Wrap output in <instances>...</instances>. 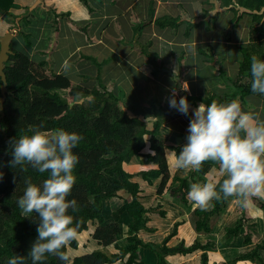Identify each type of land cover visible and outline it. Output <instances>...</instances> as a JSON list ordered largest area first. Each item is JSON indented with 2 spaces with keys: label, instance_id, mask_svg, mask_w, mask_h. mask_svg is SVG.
Returning a JSON list of instances; mask_svg holds the SVG:
<instances>
[{
  "label": "crops",
  "instance_id": "0c3cea01",
  "mask_svg": "<svg viewBox=\"0 0 264 264\" xmlns=\"http://www.w3.org/2000/svg\"><path fill=\"white\" fill-rule=\"evenodd\" d=\"M13 11L18 15L17 21L20 19V24L25 27L21 31L30 34L31 43L26 41L27 47L21 49L23 52L30 56L32 49L48 55L52 48L53 65H58L60 70L66 71L64 65L67 63L70 70L79 71L88 81L95 82V86L100 76L107 89L113 91L133 113L149 118V128L159 119L160 138L169 147L167 159L172 179L162 196L154 193L150 197L141 184L147 194L141 201L148 208L155 207V202L161 203L158 210L164 211L166 218H156L152 223V215H149L148 228L153 232L143 231L140 237L148 240H159L160 236L166 238L174 226L180 224L177 235L170 242L172 246L180 240L187 245L194 241L210 244L207 251L210 264H233L231 261L255 251L264 242V199L253 198L245 208L233 198L225 213L212 220V232L199 234L194 215L199 209L189 200L186 204L180 197L171 195V190L179 187L180 183L174 180L177 178L190 177V186L193 180L204 183L207 179H222L219 167L211 162H206L199 172L177 170L171 164L172 151L179 153L187 143L193 110L201 103L226 104L235 100L244 112L264 121V107L258 109L260 100L264 103L263 99L252 95L244 101L241 97H231L232 82L239 77L244 60L242 47L251 40L252 15H244L238 27L225 33V29L231 28L236 13L222 7L219 0H18ZM165 16L181 18L179 27L157 25L155 21ZM189 22L198 25L187 35ZM5 26L4 22L0 24V28H7ZM217 32L221 39L216 38ZM50 33L56 35L54 47ZM18 39L15 34L13 47ZM20 41V45H24L25 42ZM175 75L181 77V86ZM67 76L73 80L71 74ZM173 92L177 99L187 97L189 101H197L190 106L187 115L169 107L168 98ZM158 93L162 105L156 110V119L151 101ZM153 168L141 162L125 165L130 174ZM211 208L212 205L207 211ZM243 216L246 222L241 233L236 238L227 239L226 229L235 226ZM182 226H186L185 231H180ZM127 232L128 227L121 246L126 242ZM202 254L169 257L167 264H201ZM260 255L261 261L245 260L235 264H264V250ZM141 256L142 264H156L151 251L145 249ZM212 258L216 263L210 262Z\"/></svg>",
  "mask_w": 264,
  "mask_h": 264
},
{
  "label": "trees",
  "instance_id": "16d2710c",
  "mask_svg": "<svg viewBox=\"0 0 264 264\" xmlns=\"http://www.w3.org/2000/svg\"><path fill=\"white\" fill-rule=\"evenodd\" d=\"M17 1L0 0V19L4 16L14 17L10 28H17L15 19L18 15L13 11ZM219 2L222 7L236 13L229 26L231 28L225 29V33L238 27L244 15L250 14L254 18L251 40L242 47L244 60L239 77L232 82L231 97H241L244 101L247 96L252 95L264 100V95L252 92L250 74L251 57L255 55L264 60V0ZM180 20L181 18L165 16L155 22L161 27L178 28ZM197 25L198 23L189 22L186 34ZM6 29L8 28H0V36L6 33ZM21 34L31 43L29 33L21 31ZM13 50L14 53L6 64L11 93L4 103V116L0 113V264H7L10 258L17 255H23L26 264H31L27 254L38 236V217L35 213L31 218L22 214L17 201L26 189V180L42 185L49 173H40L27 165L23 170L19 166L11 167L10 161L13 157L10 141L20 136L32 135L37 129L49 135L58 130H65L83 137L73 150L79 156V163L74 169L76 183L68 197L69 200L75 199L77 202L76 211L69 209V215L73 217L79 234L78 240L72 241L68 247L73 264H142L141 253L145 249L155 255L156 264H167L169 257H188L197 252H203L201 264H210L207 253L211 248L210 244L202 245L194 241L187 245L180 240L175 246L169 245L177 235L180 224H176L169 237L160 243L156 239L148 240L139 236L143 231L153 232L148 228L150 214L159 212L163 217L166 215L164 211H158L161 203H156V206L151 208L142 203L146 191L140 181L157 188L156 195L162 196L172 179L167 159L169 147L160 138L161 123L157 119L156 110L162 105L160 94L154 96L151 101L157 119L152 128H149L146 118L130 115L122 105L121 99L107 89L100 76L97 82L99 89L94 94L91 91L86 93V96L93 95L88 105L72 107L70 101L60 94L62 90H70L73 87L69 76L55 72L43 74L28 54L15 47ZM45 63L42 61L39 65ZM1 85L0 76V98ZM101 88L105 90L102 92ZM196 102L190 100L189 104L191 106ZM135 162L155 168L137 174L128 173L125 165ZM174 180L180 184L171 190V195L180 197L187 204L191 178ZM193 183L198 182L193 180L191 184ZM232 199L213 201L209 211L197 210L194 214L196 232L210 234L212 220L225 213ZM262 210L264 211V204ZM123 218L128 220V237L121 246ZM245 222L243 216L235 226L228 227L226 238H236L243 230ZM86 234L90 236L84 244L81 238ZM246 240L248 241V237ZM106 248L114 250L112 255L102 251ZM83 250L87 252L79 253ZM262 250L264 242L255 251L240 255L231 263L261 261ZM73 253L78 254L74 256ZM43 264L63 262L57 256L48 255Z\"/></svg>",
  "mask_w": 264,
  "mask_h": 264
},
{
  "label": "clouds",
  "instance_id": "9594fccd",
  "mask_svg": "<svg viewBox=\"0 0 264 264\" xmlns=\"http://www.w3.org/2000/svg\"><path fill=\"white\" fill-rule=\"evenodd\" d=\"M64 67L69 68L67 63ZM250 74L252 92L264 95V60L253 55ZM91 100L89 96L87 101ZM168 103L183 115L189 113L187 97L177 99L173 92ZM192 116L187 143L179 153L172 151L171 164L177 170L199 172L206 162H213L219 166L222 179L193 183L187 194L189 202L207 211L213 201L221 199L234 198L245 208L253 198L264 199V121L244 112L235 100L201 103ZM82 139L75 132L58 130L49 135L37 129L32 135L10 141L11 167L23 170L27 165L49 173L42 185L26 180V189L17 201L22 214L35 213L38 217V236L27 254L31 264H43L48 255L57 256L63 264H73L68 247L79 234L69 209L76 211L77 202L68 197L76 183L74 169L79 163L73 150ZM7 264L26 262L23 255H17Z\"/></svg>",
  "mask_w": 264,
  "mask_h": 264
},
{
  "label": "rangeland",
  "instance_id": "374dc122",
  "mask_svg": "<svg viewBox=\"0 0 264 264\" xmlns=\"http://www.w3.org/2000/svg\"><path fill=\"white\" fill-rule=\"evenodd\" d=\"M56 11H58V12H60V13H64V11L63 12H61V11H59V10H56ZM38 12H39V10H37V12H36V15H38ZM12 20H14V17H6V16H4V17H2V19H0V24L2 23V22H4L7 26H5V27H7V28H9V27H11L12 25ZM15 22L17 23V28H10L8 31H11V32H14L16 35H18V40L17 41H15L14 42V45H15V48H17V49H19V50H21V49H25L26 47H27V43H26V41H27V39H26V37L25 36H23V38H22V36H21V29L23 28L24 30H25V27H24V25L23 24H20V19H18V21H17V18L15 19ZM22 25V26H21ZM26 29H27V27H26ZM51 34V33H50ZM55 34H51V45H53L52 47H54L55 46V44H56V40H55ZM219 37V39H221V37H220V34H219V32H217V35H216V38H218ZM20 40H23L25 43H24V45H20L21 43L20 42H22V41H20ZM40 46H42V45H40ZM28 50V49H27ZM52 50V48L50 49V51H48L49 52V54L48 55H46V53H43V51H40V52H38V51H36V50H34V51H32V49H31V51H29V53L31 54L30 55V57L35 61V65H36V67L39 69V71H41L43 74H46L47 75V72H55V73H58V74H65V75H67V74H71V77H72V84H73V87L72 88H70V90H66V91H61V95L62 96H64L66 99H68L69 101H70V103L72 104V107L73 106H83V105H88V101H87V98L89 97V96H86L87 94L86 93H90V91L92 92V94H94L95 92H96V90H98L99 88V86L98 85H96L95 86V82H90V81H88V79L85 77V76H82V74H80L79 73V71H73V70H70V67L68 68V69H66V71H63L64 69H62V70H60L59 69V66L57 65V67H56V64H54L53 65V63H55V61L53 60V58H52V54H53V52L51 51ZM22 51V50H21ZM49 59V61H48V59ZM46 62L45 63V65H39L41 62ZM59 71H61L60 73H59ZM64 72V73H63ZM75 73H77L78 75H76ZM102 92L105 90V88H101L100 89ZM117 96V95H116ZM90 97H92L93 98V95L92 96H90ZM253 98V97H252ZM251 98V99H252ZM219 100H221V98H220V96H219V98H218ZM79 100V103H77V101ZM218 100V101H219ZM256 101H257V103L259 102V98H257L256 97ZM122 105L128 110V112H129V114L130 115H132V116H135V115H137V116H139V117H141L139 114H137V113H133L132 111H131V109H129L124 103H122ZM254 105H252V107H253ZM261 107H264V103L260 100V104H259V108L258 109H260ZM243 111H244V109L243 108H241ZM140 110V109H139ZM141 114V113H140ZM143 115H145V114H143ZM143 118H146L147 119V122L148 123H150V121L148 120L149 118L148 117H146V116H143ZM153 167H155V166H153ZM136 174V173H135ZM141 179H137V181H140ZM141 183H142V185H143V188L144 189H146L147 190V192H149V196L150 197H153L152 195H154V193L156 192V189L157 188H155L154 186L153 187H151V186H148V185H146L144 182H142V181H140ZM147 195V194H146ZM111 205V203H109V206ZM155 205H156V202H155ZM159 211V210H158ZM33 214V213H32ZM32 214H27L26 216H31ZM150 215H152L151 216V222L152 223H155V221H156V218L158 219H164V218H166V215H165V217H163L162 215H160L159 214V212L158 213H153V214H150ZM155 215V216H154ZM127 222H128V220L126 221L125 220V218H123V220H122V223H121V225H122V227H121V229H123L124 230V232L123 233H121V237H120V240H121V242H122V240L123 239H125L126 237L124 236V234H125V231H126V229H127V227H128V224H127ZM127 224V225H126ZM185 228H186V226H182V228H180V231H185ZM162 231V230H161ZM161 231H160V233H161ZM171 231V230H170ZM186 232L188 233V231L186 230ZM169 235V232L167 233V236ZM89 234H86V235H84L82 238H81V241L85 244V242L89 239ZM146 236V235H145ZM148 236V235H147ZM147 236H146V238H147ZM161 238L158 240V242L160 243V242H162V239L165 237V236H160ZM148 239V238H147ZM153 240H155V239H153ZM124 243V242H123ZM171 244V246H172V243H170ZM108 250V249H107ZM106 249H104V251H107ZM84 253V252H87V251H85V250H83V251H80L79 253ZM114 252V250L113 249H111V248H109V250L107 251V253L109 254V255H112V253ZM78 253H73V255L74 256H76ZM215 259H216V257H215ZM217 260V259H216ZM214 260H213V258H212V260L210 261L211 263L213 262ZM213 263H216V262H213Z\"/></svg>",
  "mask_w": 264,
  "mask_h": 264
},
{
  "label": "water",
  "instance_id": "95a60500",
  "mask_svg": "<svg viewBox=\"0 0 264 264\" xmlns=\"http://www.w3.org/2000/svg\"><path fill=\"white\" fill-rule=\"evenodd\" d=\"M15 33L8 31L4 35L0 36V76L2 78L1 85V98H0V113L4 116L3 108L4 103L6 101L7 96L11 93L9 88L8 75L6 72V64L10 60L11 54L14 53L13 50V41H14ZM171 74H173L171 72ZM175 80L181 86V77L175 75ZM2 130H4L2 128Z\"/></svg>",
  "mask_w": 264,
  "mask_h": 264
}]
</instances>
